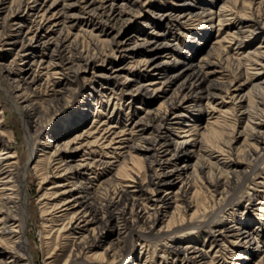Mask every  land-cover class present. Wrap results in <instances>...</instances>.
I'll return each mask as SVG.
<instances>
[{
	"label": "bare ground",
	"instance_id": "bare-ground-1",
	"mask_svg": "<svg viewBox=\"0 0 264 264\" xmlns=\"http://www.w3.org/2000/svg\"><path fill=\"white\" fill-rule=\"evenodd\" d=\"M151 2L0 0V72L23 119L29 147L31 132L44 127L42 116L78 88L88 90L73 114L80 124L94 102L103 103L100 96L106 92L112 97L108 103L121 101L125 93L139 94L147 105L157 102L144 109L145 115L126 119L122 129L121 102L99 122L96 117L103 111L97 104L89 127L62 141L67 131L56 129L53 135L59 140L53 142L49 135L24 166L17 150H7L16 138L3 125L0 110V264H35L26 227L30 169L40 186L50 184L43 193L46 264L64 256L59 264H212L219 257L217 264H245L255 254L260 256L254 264H264V197L257 193H248L244 205L260 211L253 229L245 217L239 224H229L234 220L227 218L228 224L212 231L208 249L181 245L171 236L177 230L210 227L249 178L254 180L253 165L264 162V113L254 111L256 97L264 104V44L251 46L253 38L264 37V0L248 1L244 13L236 10V0L220 2L219 33L229 21L237 22L236 30L218 35L213 42L218 46L197 59L193 57L202 47L185 55L176 43L169 44L167 35L175 34L174 28L187 30L196 19L212 20L215 12L208 3L197 9L190 0H177L173 8L158 11L159 4ZM25 10L23 21L7 34L5 23L15 22ZM140 17L150 29L129 32ZM81 18L93 25L77 30ZM157 20L165 29H159ZM223 43L235 44V54ZM18 57L24 60L15 71ZM142 76L154 78L133 83ZM71 117L63 118L64 129ZM177 125L184 133L170 137ZM190 129L192 135L181 141ZM222 136L226 139L219 143ZM83 148L88 150L75 158ZM90 171L95 173L88 177ZM138 242L147 249L160 242L163 247L159 255L153 251L140 261L132 254Z\"/></svg>",
	"mask_w": 264,
	"mask_h": 264
},
{
	"label": "rangeland",
	"instance_id": "rangeland-1",
	"mask_svg": "<svg viewBox=\"0 0 264 264\" xmlns=\"http://www.w3.org/2000/svg\"><path fill=\"white\" fill-rule=\"evenodd\" d=\"M27 2H29V0H25ZM31 1V0H30ZM209 1V2H208ZM211 0H190L191 5L197 7V9H199V7L202 5L201 3H208L207 5H205L206 7L211 8L210 10H212V12H215L214 14V18L212 20H207V21H203L200 19H196L194 22H192L189 26L187 30L184 29H177L174 28L175 30V34H168L167 35V40L169 42V44L174 45L176 43L177 47H181L180 50L182 51V53H185V55H187L188 52H191L190 49L195 50L196 48H198L199 46L202 47L200 50H198L195 55H194V59L199 58V55L201 56L203 53H205V51H207L210 46H218L216 44H214L213 42L217 39V36H223L227 31H234L236 30V26L238 25L237 22H232L229 21L227 24H224L221 27L220 33L218 31L219 27H216V14L218 12V5L220 4V2H222L223 0H212V2L210 3ZM248 1L250 0H236V10L240 11V13H244L246 11H249V9L247 8L248 5ZM258 1V0H257ZM159 2V3H158ZM177 3V0H152L151 4H159L157 9L158 11L160 10H168L173 8L174 4L172 3ZM230 5V4H228ZM249 6V5H248ZM264 8V3L262 4V7ZM23 15L19 18H16V21H8L5 23V26L3 27L6 30V33L9 34L11 33V30L14 28V26H18L20 24L21 21H23V19L25 18L26 14L28 13L27 10L23 11ZM153 18H157V15L155 14V16ZM82 19V20H81ZM78 21L77 27L76 29L78 30V28H80V26H84L88 28L91 27L93 25V22L90 23L87 22L88 19L86 18H81ZM96 20V19H95ZM99 20V19H98ZM145 20H147L145 17H140L139 20H137V22H135L134 24H132V26L128 29L129 32H136L138 30L141 29H150L146 26H144V23L146 22ZM100 21V20H99ZM158 21V20H157ZM40 22V20H39ZM96 22V21H95ZM86 23V24H84ZM215 25V26H214ZM158 26L159 29H165L166 24H164L161 21H158ZM211 31V35H209L207 37L206 31ZM187 31V32H186ZM201 31V33H200ZM84 43V48L87 47V45H89L88 43V39L82 38V40ZM227 49H230V53L231 54H235V44H230V43H223ZM260 44H264V37L263 34H259L256 38H253L251 41V46L253 45V47H256L257 45ZM89 48V47H87ZM248 49V45H246L244 48H242L239 52L243 51V50H247ZM165 49H161L159 54H163L165 51ZM14 57L13 56H7L6 61L5 62H9L10 59ZM169 58V57H167ZM162 59V58H161ZM24 60V57H18L16 59V62L13 64V68L15 71H18L21 67H22V62ZM0 62H4L3 57L0 55ZM24 67V66H23ZM4 76L3 73L0 72V110L2 111L4 109V115H3V125L7 126V128H10L11 130H13L16 141L11 143V149H7L8 151H13V150H17L19 155H20V160H21V165L24 166L26 163L29 162V159L32 156V149H34V147H41L40 144L49 136V135H53L54 131L56 129H61V131L65 130L67 131V135H61L60 137L64 136L61 140L58 139V137L56 136H52V141L55 142L57 141V139L59 141L62 140H67L69 138H71L72 136H74L77 133H80L84 130V128L89 127L92 124V119L95 115V110H96V105H101L100 106V110L103 111V113H100V115L97 118L98 122L101 121V119L109 117L110 112L113 111V107L119 106V102H121V107L122 109L119 110L120 114H121V121H119V129L122 128H126V122L128 118H130L129 120H132L133 118L135 119L136 117H139L141 115H145V110L146 108H149L150 106L152 107L154 104H157V102H155L154 104H150L147 105L145 102L142 101L141 96H139V94L137 96H133L131 97L128 93L122 94V99L120 101L119 98L116 99H111L110 102L108 103V99L109 97H111V93L110 92H106L104 95L100 96L101 100L103 101L102 104L94 102V104L91 106L90 109V113L88 115V117L86 118V121L83 124H80V122L76 119L77 117H74L73 114L76 110V108L80 105V103L82 102L83 98L85 97L84 95L88 93V90H81L80 88L76 89V91L69 97V99L67 101H65L63 104L54 107V109H52L49 113L45 114L42 116L41 118V125H44V127H41L40 129L31 132V137H32V143L31 146L29 147V144L26 142L25 140V130H24V122L23 119L21 117V115L19 114V112L14 108L13 106V98H9L8 97V93L10 92V86L8 84V82L6 80H4V78L2 77ZM154 78V76H142L141 78H139V80L133 82L135 84H138L139 82L143 83V82H147L150 79ZM90 88V87H89ZM92 89V87L90 88ZM151 93H149L150 96ZM112 98V97H111ZM255 104L257 106H255L254 111H256L255 114H263L264 113V104L262 105L260 98L255 99ZM260 101V102H258ZM80 102V103H79ZM259 105H258V104ZM148 106V107H147ZM132 112L135 114H132ZM263 112V113H262ZM68 115H72L71 119H70V123L68 124V127H64L62 125H64V117L68 116ZM117 116V115H116ZM131 116V117H130ZM206 119V114L203 115V121H205ZM202 121V120H201ZM71 124V125H70ZM97 122L94 123L93 125L97 126ZM244 123L241 124V126L238 127L239 130H241L242 125ZM99 125V124H98ZM194 129H190V132L186 134V136L181 137V141L185 140V138H187L188 136H191L192 132ZM176 132H183V129H181L180 125H177V128H175L174 130H172L170 132V137L174 136V134ZM61 134V133H60ZM55 137V138H54ZM59 137V138H60ZM226 139L225 136L220 137L219 139V143L220 141H224ZM37 145V146H36ZM2 147V149L4 148L1 144H0V148ZM85 150H88L87 148H83L81 150V152L75 157V158H79L80 155H84V153L86 152ZM40 152V151H39ZM264 159V158H263ZM246 161V160H245ZM31 162V161H30ZM183 161L178 160L176 162V164H181ZM32 167V166H30ZM252 171H253V178L254 180H252L251 178H249L248 182L241 187L238 192H237V197L235 198L234 202L228 207V209L226 210L225 213H223L219 218H217V220L210 225V227H205L203 230H192V229H187V230H177L175 232H173L171 234V236L173 238H177L178 242L181 245H185V244H196L198 246H200L203 249H208L210 247V235L213 233L212 231L217 230L218 228H221L222 226H224L225 224H228V222H230L227 218H231L234 220V222H231L229 224H239L242 221V217H245L248 219V223H250L251 225V229H253L256 225H257V221L256 218L259 217L260 211L256 210L255 208H251V210L249 209H245L244 205L248 203L247 199H249V197L251 196H246L248 193H257L259 198L263 199L262 197H264V182L263 178H264V162L263 160L259 161L257 164L253 165L252 167ZM95 173V172H94ZM93 171L88 172L87 176L90 177L92 175H94ZM27 180V186H28V209H29V217L26 220V227H27V235H28V240H29V250L32 251V255L34 257V262L35 264H46L49 260L46 259V250L43 249L42 245H41V241H42V235L41 233L44 231L45 229V225H46V216L45 215V210H46V206L44 205V203L47 201V198H43V193L46 191L47 187L50 186V184H45L40 186V178H36L35 174H34V170L30 169L29 171V175H27L26 177ZM203 181L206 183V178L203 177ZM207 184V183H206ZM101 191H103L101 189ZM218 197V196H217ZM211 204V202H210ZM212 206V205H211ZM213 207H211L210 209H212ZM48 209V208H47ZM253 209V210H252ZM207 218V217H206ZM205 218V219H206ZM262 225H264V219L261 222ZM261 244L264 245V236L261 237ZM154 245V246H153ZM152 247L150 248H144L142 247L141 243L138 242L134 245V247L132 248V254H134L135 256H137L139 258L140 261L145 260L146 258L150 257L153 253V251H156V255L160 254V249L161 247H163V243H153ZM235 249V246H233ZM45 248V247H44ZM264 248V247H263ZM236 251H240V250H236ZM67 252V251H66ZM243 253V252H240ZM212 256V255H211ZM260 254H255L251 257V259H249L248 261H246L245 264H254V260L259 258ZM238 257V256H237ZM65 258V256H64ZM61 258L59 261H57L56 264H59L60 262H62ZM222 260L221 257L219 258H215L212 259V264H217ZM228 261V260H227ZM235 261V260H234ZM138 263V262H137ZM136 263V264H137ZM181 261L178 262V264H180ZM226 264H230V263H226ZM234 264V263H232Z\"/></svg>",
	"mask_w": 264,
	"mask_h": 264
}]
</instances>
